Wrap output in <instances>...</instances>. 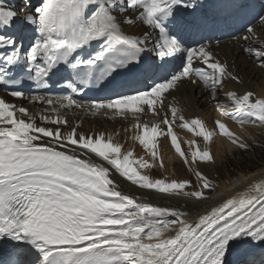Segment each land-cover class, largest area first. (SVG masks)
Instances as JSON below:
<instances>
[{"label":"snow or ice","instance_id":"obj_1","mask_svg":"<svg viewBox=\"0 0 264 264\" xmlns=\"http://www.w3.org/2000/svg\"><path fill=\"white\" fill-rule=\"evenodd\" d=\"M249 8L247 0H225L222 12L204 0H26L21 17L0 0V88L12 98L0 97V250L8 253L0 264H237V256L264 264V174L226 180L227 196L212 175L253 149L246 126L264 129V97L228 90L242 80L217 52L216 33ZM254 20L264 27V10ZM238 30L241 54L264 70L253 19ZM185 82L217 111L211 127L186 117L175 95ZM77 111L132 121L151 162L122 154L104 132L78 131L67 119ZM175 129L199 139L182 148ZM160 137L191 179L138 171H164ZM220 139L227 147L218 154ZM120 179L144 194L126 193Z\"/></svg>","mask_w":264,"mask_h":264},{"label":"bare ground","instance_id":"obj_2","mask_svg":"<svg viewBox=\"0 0 264 264\" xmlns=\"http://www.w3.org/2000/svg\"><path fill=\"white\" fill-rule=\"evenodd\" d=\"M219 4H222V0H217ZM127 31H143V27L139 26L136 28H128L126 27ZM255 30L258 33V37L260 40H264V27H262L260 24L256 25ZM245 43L243 40H235L234 42L228 41L220 43V47L217 49V52L219 54V58L222 61H227L229 68L231 71H233L234 74L240 77L242 80V83L237 84L236 82H229L227 85L228 90H237L239 92L244 91H251L256 96L264 97V70H261L258 68L255 63L247 58L246 56L241 54V45ZM254 46L259 47L258 44H254ZM175 95L180 99L181 103H185L187 105V110L185 112L186 117L193 118V117H201L203 118L209 127L212 126L213 120L218 117V113L215 110L214 107L211 106V104L206 99L207 94L202 92L199 86H193L187 82L183 83V86L180 87L179 91L175 93ZM201 96H204L205 99L201 100ZM0 97H4L6 99H12L7 94L0 93ZM22 103H25L26 101H21ZM39 104H31V107L29 108V111L34 113H39L40 109ZM104 117H109L108 120H105ZM67 119L69 122L75 126L77 124L81 125V127L78 129V131H84V132H104L106 135H111L115 142L120 143L123 145L122 151L126 152L127 150H132L134 152V159H140L143 157L146 160H149L151 162V158L148 155H145V152L143 150V147L138 144V141H134L132 139L133 136V130H132V121L130 120H124L121 117H112V116H105L103 114H97V115H86L84 112H69L67 114ZM143 119L147 120L149 117H143ZM113 121V122H112ZM38 122H40L38 120ZM41 123V122H40ZM230 128L233 131H240L239 126L234 121H227ZM39 125V124H38ZM50 126L51 125H46ZM251 126H246V128H250ZM127 129V130H126ZM178 135V138L181 141L182 148L187 147V141L190 139H194V135L192 133H188L186 130L182 129H175ZM264 136V135H263ZM199 139V138H195ZM184 140V143H183ZM159 146L158 151L160 152L161 159L165 165L164 172L165 174L169 171L168 177L170 179H181L179 176H186L189 175V172H186L187 169L185 166H183L182 161L178 159V154H175L174 149L171 148L170 142H165L164 137L158 138ZM225 147H227L226 143L223 141V139H220L217 143V145L213 146L214 151H216L218 154L220 152H223ZM238 153V152H237ZM235 153V154H237ZM235 160V159H234ZM247 162V161H246ZM231 163V162H230ZM234 164V163H233ZM169 167H167V166ZM225 165V164H224ZM227 165L229 164V161H227ZM238 165L239 169H245L250 170L249 165ZM232 166V165H231ZM221 167V166H218ZM226 166H224L225 168ZM228 168V167H227ZM169 169V170H168ZM180 171H178V170ZM141 169H138L140 171ZM221 170L220 168H217L213 172V177L217 179V182L220 183V189L219 191L222 192L225 196L230 195L226 185V180H233L234 174L230 173H223L224 177H220L218 174ZM228 170V169H227ZM225 170V171H227ZM184 171L185 173H183ZM218 171V172H217ZM252 171V170H251ZM248 171L247 173H239V175L256 173L255 176H251L252 179H259L261 177V174H264V167L257 168L255 171ZM141 172V171H140ZM145 173H149L152 178H161L159 174L161 171L157 169L156 166H152L150 169H146ZM222 173V172H221ZM143 174V172H141ZM227 176V177H226ZM186 179H189L186 178ZM122 190L126 193L133 195V196H141L144 193H142L141 190H138L137 186H132L130 182L120 179ZM144 202L151 203L154 205L159 206H177L183 208L184 205L182 202L178 201H167L160 199L157 196H148L147 200ZM215 201H212L210 203H214ZM188 209L192 211L193 216H195L198 209L192 208V206L189 204ZM237 264H239V260L241 259L239 256L235 257Z\"/></svg>","mask_w":264,"mask_h":264},{"label":"rangeland","instance_id":"obj_3","mask_svg":"<svg viewBox=\"0 0 264 264\" xmlns=\"http://www.w3.org/2000/svg\"><path fill=\"white\" fill-rule=\"evenodd\" d=\"M262 77H263V81H264V76H262ZM251 127L250 128H247V133L252 137V139L249 140L250 143H252V140L253 139L255 140V145H254L253 149L250 152H248L246 154H243V155H241L240 153L233 154L231 156V158L227 160V161H229V164L230 165H227V161H226L224 163L225 165L223 164V165H221V167H217V168H220L221 169V170H218V171H220L219 174H218L220 177H224L223 173L227 174V173L233 172L231 174H234L233 180H235L236 176L239 175V173H247L248 171H251V170L252 171H255L257 168L260 169V168L264 167V136H263L264 135V129H260V128H257V127L251 128ZM183 143H184V140H183ZM240 163L242 165H249V167H250L249 169L250 170H245V169H242V170L239 169L238 170L239 167H238L237 164H240ZM224 166H226V167L224 168ZM141 170L143 172H145V169H141ZM225 170H227V171H225ZM182 172L185 173L184 171H182ZM186 172H188V171H186ZM168 173H169V171L166 174L161 171V173L159 175L160 176L168 175ZM179 177L181 179H186L188 177H189V179L192 178L191 173L189 175H187V173H186V176L185 177L184 176H181V175Z\"/></svg>","mask_w":264,"mask_h":264}]
</instances>
